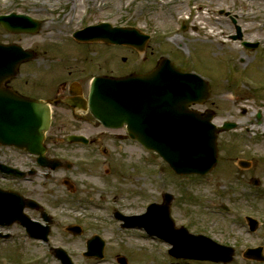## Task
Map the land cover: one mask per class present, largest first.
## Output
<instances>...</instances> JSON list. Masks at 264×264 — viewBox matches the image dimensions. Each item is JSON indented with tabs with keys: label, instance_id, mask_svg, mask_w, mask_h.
Instances as JSON below:
<instances>
[{
	"label": "rangeland",
	"instance_id": "rangeland-1",
	"mask_svg": "<svg viewBox=\"0 0 264 264\" xmlns=\"http://www.w3.org/2000/svg\"><path fill=\"white\" fill-rule=\"evenodd\" d=\"M180 4L185 7L181 9ZM9 13L26 15L42 22L39 31L35 34L12 35L0 28V43H18L22 48L36 54L32 65L26 63L21 66L19 76L15 79L18 82L15 84L19 87L26 89L39 85L40 83L34 82L43 77H52L51 81H53L62 74L67 76V70L82 69L87 77L98 75L122 77L126 72H133L134 70L130 71L133 68L140 69L144 65L140 62L143 56L134 49L111 48L100 41L82 48L78 47L79 43L76 41L75 44L72 38L75 31L86 28L88 24L94 26L102 22L110 24L113 28H135L151 34L152 39L147 44L149 60L153 61L162 55L170 54L168 56L172 57L171 60L180 61L191 71L205 73L203 68L206 66L209 72L215 73L212 77H208L209 82L214 86L211 102L217 106L218 122L225 119V116H232L233 119L243 123H248L251 119V122L256 124L258 108L264 106V55L262 54L264 53V0H0V15ZM236 16L239 17L236 23L246 36L244 40L249 38L251 42L259 41L261 48L246 51L240 42H224L232 32L231 18L234 19ZM182 25H186L188 29L181 31ZM193 27L197 28L195 34L191 30L194 29ZM209 34L215 37H209ZM258 50L261 53L256 55ZM243 52L247 56H242ZM250 59L255 61L248 62ZM138 60L140 63L135 62ZM200 63L203 64V68L197 66ZM233 67L236 68L233 70L236 75L231 76ZM221 92L228 93L225 95ZM242 109L247 111L245 115L241 113ZM225 111H231V115L225 114ZM261 113L258 127L251 126L249 133L250 135L257 133V136L252 137L256 138L255 141L245 140L248 146L250 144L253 147L251 151L256 156H260V152L264 151V108L261 109ZM244 150L246 147L243 143L230 149L234 152ZM4 153L11 159H17L12 152L6 150ZM150 154L156 157L155 154ZM152 155L149 156L142 151L138 153L130 151L124 159L115 157L114 167L121 177L129 179V189L134 191V197L130 192L128 200L117 197L111 201L109 194L105 195L106 190L97 187L103 191L99 192L103 199L93 200L92 203L84 206L78 203L58 208V211L64 209L67 214V217L63 218L62 226L78 221L76 215L82 216V220H85L87 225L94 224L97 232L106 242V253L114 256L107 264H117L115 260L117 254L125 257L128 264H168L171 259H168L161 250L167 252L169 245L159 243L157 240H143L136 231L130 229L120 231V223L112 221L107 212V209L117 208L118 211H128V215L140 214L151 203L162 204L164 197L167 196L171 198V212L176 227L183 226L191 234L205 235L222 245L236 248V256L231 264H258L242 258V253L250 247H264V200L257 201L261 205L256 207L252 201L254 192L247 194L245 191L226 192L196 182L192 184L198 187H192L191 182L184 180L186 178H182L181 184H178L176 176L160 161L159 164L162 166L158 174V170L150 162L153 160ZM86 157V154L81 157L80 166L85 163ZM144 159L150 162L149 166H146V169L150 170V176L143 175L141 179L138 176L141 171L139 167L142 168ZM99 165L97 170L92 171L94 168L89 170L91 174L88 176L93 180L96 175H103L104 168ZM261 169L264 174V163ZM216 174L220 172L217 171ZM85 178L86 176L82 175L79 181L83 182ZM81 189L90 192L89 188ZM125 192L126 190H123L117 194L121 195ZM235 193L249 197L251 204L245 202L240 195V197L234 196ZM233 200H238V203L234 204ZM206 205H209V210L204 209ZM224 205L227 210H231L230 215L216 216L211 213L215 210H223ZM85 213L89 215L85 217ZM246 213H253L262 223L255 234H249L244 227L242 215ZM90 228L92 229H89L87 233H90L86 237L93 233V226ZM63 230L57 225L53 231L59 234ZM19 231V227L15 226L10 229L0 228V233L13 236L12 242L19 239L21 246L31 249L32 252L26 250L20 253L15 243H5L0 246V260L4 257L5 262L1 264H18L17 261L21 257L26 258L25 262L37 256L42 258L34 254L35 248L26 238H21ZM67 238V246L77 264H94L93 261H83L79 254L80 250L78 255L73 253V249L80 248L78 244L80 239ZM48 260L52 259L48 258ZM52 261L56 264L54 260ZM47 264L52 263L47 262Z\"/></svg>",
	"mask_w": 264,
	"mask_h": 264
},
{
	"label": "water",
	"instance_id": "water-1",
	"mask_svg": "<svg viewBox=\"0 0 264 264\" xmlns=\"http://www.w3.org/2000/svg\"><path fill=\"white\" fill-rule=\"evenodd\" d=\"M0 25L12 32H35L39 25L22 16L0 17ZM35 28V29H32ZM106 26L87 28L74 34L77 40H97L106 38L113 43H129V32L105 30ZM31 29V30H30ZM107 33V34H106ZM32 57L16 46L0 45V83L17 73L18 65ZM165 63V64H164ZM153 76H128L111 80L97 78L90 93V110L94 117L107 127L117 128L127 125L130 136L148 149L160 154L178 174L199 173L205 175L216 162V129L210 123L209 114L191 112L188 107L202 103L209 94L208 85L199 77L182 74L179 69L165 61ZM96 89L97 91H93ZM205 90V91H202ZM50 122L49 108L16 96L12 92L0 91V144L25 149L40 155L44 134ZM225 124L222 131L234 128ZM10 173L11 170L3 168ZM8 194L0 197V225L6 226L20 220L23 210L20 202ZM151 215L153 226H145L151 234L169 242L170 253L178 257V249L183 258L209 259L216 263H229L233 250L219 246L204 238H188L184 231L181 237L171 232L168 210ZM151 213V214H150ZM163 226L168 233H160ZM172 225V223H171ZM142 227V225H140ZM155 228V229H154ZM31 232V229L28 228ZM177 242H180L177 244ZM193 251L188 253L186 243ZM209 242V250L207 246ZM189 247V248H190ZM62 264H71L69 258L57 251ZM102 256V249L97 253ZM244 257L263 262L262 248L248 249ZM123 262V261H121Z\"/></svg>",
	"mask_w": 264,
	"mask_h": 264
},
{
	"label": "flooded vegetation",
	"instance_id": "flooded-vegetation-1",
	"mask_svg": "<svg viewBox=\"0 0 264 264\" xmlns=\"http://www.w3.org/2000/svg\"><path fill=\"white\" fill-rule=\"evenodd\" d=\"M241 35L243 37V33ZM143 56L141 62L144 65L140 69L133 68L130 71L134 70L133 72L136 74H146L154 69L158 61L157 59L149 60L147 48ZM179 66L184 72L189 71L182 63H179ZM133 72H126L125 74ZM92 78L93 76L87 77L82 71H68L67 76L62 74L53 81H51L52 77L47 78L44 83L39 82V85L26 89L16 85L15 83H18L16 80L10 81L7 84L8 87L3 86L0 89L3 91H16L19 94L37 100L54 102L51 105V126L44 143L46 159H44L43 164L52 165L57 167L56 169L41 168L38 166L37 157L22 151L0 147V163L24 173L20 180L6 178L0 174V188L14 190L24 198L37 202L52 217V220H48L50 223L48 240L46 242L32 240L34 243L32 246H34L36 251L41 250L38 255H41L43 259L50 256L55 260L53 248H62L68 251L67 237L70 236L68 232L61 231L57 234L53 229L55 224H60L56 220L57 212L61 214L62 219L67 217L65 210L58 211V208L85 201L86 191L81 189L84 186L79 183V178L82 175L91 174V171H84V167H87L86 170L94 168L92 171H95L100 164L99 167L101 165L106 167V175L111 172H117L114 167L115 157L124 159V153L132 147L133 142L127 137L125 129H121L118 132L106 130L91 117L88 110L86 111L85 103L88 99ZM27 91L39 92L28 93ZM210 107L212 110L216 109L215 103L211 102ZM241 112L243 115L247 113L244 109ZM217 115L215 113V118ZM250 126H254V123L248 121L245 127L247 131L250 130ZM237 131L238 127L232 133ZM71 137L83 138L80 139L83 141L71 143L68 141ZM241 139V136L231 133H222L218 136L219 158L217 169L221 168L222 172L219 175L212 172L209 175V181L212 186L217 187L221 191H251L254 188L253 183L255 180L264 179L261 169L262 157L250 152H243V157H235L237 152L230 151L234 147L233 142L238 143ZM6 150L16 155L17 159L5 156L4 151ZM84 154L87 156L85 160L93 162L91 165L80 166L79 160ZM93 160L96 161L94 162ZM239 161H244L242 168L238 165ZM229 173L232 174V179L226 180V177H230ZM96 179L97 177L94 180L96 181ZM90 180L92 181L93 178L91 177ZM1 181L11 183L12 186L1 184ZM101 182H104L106 186L109 183V181L101 179L98 184H101ZM257 185L260 187L261 183L259 182ZM88 200H92V197L88 196L85 202ZM25 214L32 221L38 223H42L43 218L48 219L42 210L28 209L25 210ZM74 223L76 224V222ZM61 228L64 229V226ZM20 229L22 230V228ZM88 231L85 230L84 233ZM11 239V234L6 239L0 237V246L3 241ZM13 243L16 244L18 251L23 250V247L18 242ZM81 245H83V242H81ZM34 259L36 261L31 264L44 263L41 258L35 257ZM2 261L0 260V264ZM17 263L28 264L21 259Z\"/></svg>",
	"mask_w": 264,
	"mask_h": 264
},
{
	"label": "bare ground",
	"instance_id": "bare-ground-1",
	"mask_svg": "<svg viewBox=\"0 0 264 264\" xmlns=\"http://www.w3.org/2000/svg\"><path fill=\"white\" fill-rule=\"evenodd\" d=\"M177 5H178V4H177ZM180 5H181V6H180L181 9H182L183 7H185V5H183V4H180ZM180 8H179V9H180ZM181 9H180V10H181ZM210 36L215 37V35H213V34H209V37H210ZM248 40H249V38H248Z\"/></svg>",
	"mask_w": 264,
	"mask_h": 264
}]
</instances>
